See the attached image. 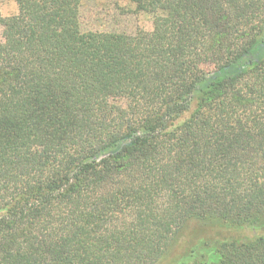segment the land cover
Returning <instances> with one entry per match:
<instances>
[{"label":"trees","instance_id":"obj_1","mask_svg":"<svg viewBox=\"0 0 264 264\" xmlns=\"http://www.w3.org/2000/svg\"><path fill=\"white\" fill-rule=\"evenodd\" d=\"M0 18V264H264V0H130L152 30L82 31L80 0Z\"/></svg>","mask_w":264,"mask_h":264},{"label":"rangeland","instance_id":"obj_2","mask_svg":"<svg viewBox=\"0 0 264 264\" xmlns=\"http://www.w3.org/2000/svg\"><path fill=\"white\" fill-rule=\"evenodd\" d=\"M17 13L14 0H0V18ZM153 16L138 12L130 0H80V24L82 31L115 32L133 34L138 30H152ZM0 27V41H1ZM227 232L211 226L190 222L178 234L160 264H168L182 257L188 249L203 237L220 238ZM57 264V263H53Z\"/></svg>","mask_w":264,"mask_h":264}]
</instances>
